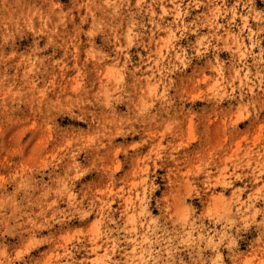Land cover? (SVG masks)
<instances>
[{
	"label": "rangeland",
	"instance_id": "obj_1",
	"mask_svg": "<svg viewBox=\"0 0 264 264\" xmlns=\"http://www.w3.org/2000/svg\"><path fill=\"white\" fill-rule=\"evenodd\" d=\"M176 2L178 9L173 0H146L137 9L130 0L121 9L144 24L125 54L122 46L135 38L122 35L117 43L109 29L94 26L88 8L77 7L83 0H8L6 8L0 0V264H136L134 243L121 240L117 250V234H102L116 227L108 216L121 228L135 222L141 194L150 217L160 215L159 202L170 220L184 224L188 205L196 204L211 229L206 237L193 231L199 247L180 245L171 264H264V0L250 6L259 19L247 26L248 11L237 0ZM234 6L233 20L227 10ZM64 13L70 15L61 26ZM184 25L193 27L182 36ZM127 30L125 19L117 31ZM181 49L186 68L176 60ZM126 55V83L133 84L135 68L139 84L109 112L102 102ZM173 63L182 70L163 80L174 82L169 106L158 84L165 74L155 69ZM218 87L234 99L218 107L191 103ZM84 98L87 123L72 110ZM149 103L147 118L130 120ZM121 130L126 137H112ZM99 131L106 135L93 144ZM152 183L160 186L154 195L147 191ZM166 258L164 252L156 264Z\"/></svg>",
	"mask_w": 264,
	"mask_h": 264
},
{
	"label": "clouds",
	"instance_id": "obj_2",
	"mask_svg": "<svg viewBox=\"0 0 264 264\" xmlns=\"http://www.w3.org/2000/svg\"><path fill=\"white\" fill-rule=\"evenodd\" d=\"M146 0H136V8L141 9L143 5L145 4ZM173 2L176 5V8H179V3L176 2V0H173ZM193 2V0H190V3ZM201 3V0H194L195 6L199 7ZM237 3H240L243 5V7L248 11V15L243 17L245 21V26H247L248 20L251 19H259V17L253 15L254 9H252L250 6L254 5L255 0H237ZM3 4L5 8L7 7L8 0H3ZM130 4V0H83V3L78 4L77 7H86L88 8V16L92 18L94 26H99L103 29H109L112 34L116 37L117 43L119 42L120 36L125 37H133L135 39H128V43L122 46L121 52L127 53V50L133 46L134 43L137 42L138 38L143 35L142 32L135 31L136 29H143L144 24L140 23L135 19V16L138 13H132L129 11L127 13V17H125V14L121 11V9H128ZM59 7V5H57ZM150 10V7H149ZM227 11H231L233 13V20L235 19V16L237 13L235 12V6L233 9H229ZM99 12L100 16H97L96 13ZM40 13L37 12V15ZM70 15V13H64L60 16L59 24L62 26L65 23V16ZM183 16L187 15V12L182 14ZM87 19V17L85 18ZM127 19L128 23V30L127 33H119L117 30L121 28L122 22ZM180 19V17H178ZM50 22V21H49ZM83 22V21H82ZM233 21H229V25L232 24ZM155 23V21H153ZM193 26L184 25L183 28H179L178 30L181 32V35L183 36L185 29L191 28ZM53 34H55V26L49 30ZM243 31V30H242ZM261 31H264V28L261 29ZM37 36L40 35V33H36ZM173 39H178V37L173 36ZM51 43V41H50ZM181 55L176 57V60L180 61V64L184 66V68L187 67V61L184 59L183 56V50L181 49ZM119 62L117 61V64ZM131 57L126 55L124 65L121 67V73L119 80L117 81V85L114 88L112 92L109 93L106 100L102 102L103 107L108 110L109 112L113 111L114 108L121 103L124 102L126 98L131 97L132 92H128L125 89L126 88H132L135 90L137 85L139 84L138 79L135 76L136 71H139V69H133L130 73L133 77V84L127 85V77L129 75L128 72V65L131 64ZM160 63V61H158ZM182 69L177 66L176 64H171L168 68H157L155 71H162L165 75L161 77L160 81H158V84L164 88L163 92V100L171 106L174 101L168 96V90L172 87V81L168 83H163V80L167 78L168 75H171L172 73L176 71H181ZM149 79H152V77H149ZM221 85H227V81L224 80L223 77L220 79ZM243 90V89H241ZM82 91V90H81ZM77 95H80V92H77ZM160 97H156V99H159ZM231 100L234 99L233 93L229 92L226 87H218L217 91L214 93H202L200 96L194 98L191 100V103L193 105L196 104L197 100H200L203 103H211L216 105L217 107L223 103L224 100ZM183 102V101H182ZM90 101H88L86 98L82 99L79 103H73L72 104V110H78L80 112V115L78 117H74L76 119H79L80 121L87 123L89 118L88 113V104ZM153 104L149 103L146 104L142 109L138 108L137 111L133 116L130 117L131 121L140 120L142 118H147L148 113L150 109H152ZM248 118L245 116L243 119ZM243 119L241 120V123L243 122ZM122 123H128V121L122 122ZM128 133L124 132L123 130L119 132H113L112 137L115 138L116 136H127ZM106 135L105 132L99 131L94 137L93 144H98L102 137ZM139 147V146H138ZM162 155H158L156 159L160 160L162 159ZM120 169L123 168V164H120L118 166ZM86 174V173H85ZM198 174H193V184L197 182ZM236 180L243 179L242 176L235 177ZM160 186L158 184L152 183L148 188L147 191L151 193L152 195L155 194V192L159 191ZM193 192L196 191L195 187L192 189ZM189 198L193 201L199 200L200 197L198 195H191L189 194ZM138 203L135 206L136 211V217L135 222L129 221L124 225L123 228L120 227V224L116 221L111 219L110 216L107 217V220L113 224L116 225L115 228H105L104 233L102 234L105 237H112L113 232H115L117 235L115 237V244L117 245V250H119V245L121 243V240L128 242V243H134L136 245L135 248V255L133 259L135 260L136 264H149L151 261V264H156L157 261L161 259V256L164 252L168 253V258L164 260V264H171V254L177 250V248L180 245H186V244H196L197 247H199V239L200 237H193L192 232L196 229H203L204 235L206 237V234L209 229L207 226L203 224V218L201 216H197L196 212L198 211V207L196 204H189L188 207L191 211L190 218H186V223L182 224L179 221L175 219V217H172L171 220L169 219L168 215L164 213L163 207L160 205V203H157V207L160 208V215L158 217L152 218L145 212V209L148 207V200H146L141 194L140 197L137 198ZM89 215V212H84L81 216V219H86ZM143 219L145 221L144 224H140V220ZM150 220H154L155 222L152 224V227L149 228L145 232V238L143 240L138 239L139 236L138 229H144L148 227V222ZM199 222V223H197ZM194 226V227H193ZM124 235H121V234ZM129 237H132L131 240H129ZM155 246V247H154ZM127 264H133L132 260H129ZM183 264V262H181Z\"/></svg>",
	"mask_w": 264,
	"mask_h": 264
}]
</instances>
